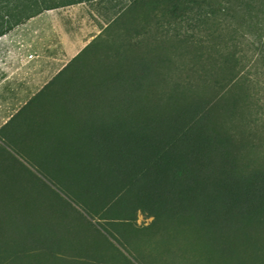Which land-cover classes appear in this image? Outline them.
Wrapping results in <instances>:
<instances>
[{
	"label": "trees",
	"instance_id": "obj_1",
	"mask_svg": "<svg viewBox=\"0 0 264 264\" xmlns=\"http://www.w3.org/2000/svg\"><path fill=\"white\" fill-rule=\"evenodd\" d=\"M18 1L0 0V35L9 30L3 19ZM131 11L137 33L150 22L154 34H172L170 40L207 33L196 44L201 49L202 42L211 43L217 59L206 54L203 63L223 76L211 80V97H201L197 89L208 74L203 66L199 81L181 84L185 96L177 83L167 85L163 71L172 59L156 53L158 40L142 53L148 38L115 48L108 34L93 39L32 100L50 112L44 135L51 150L38 153L48 154L51 165H32L24 157L35 152L0 137V264L11 257L32 264L68 262L69 254L89 257L91 233L123 245L117 235L131 228L137 214L165 228L181 225L201 255L218 259L232 248L239 221L264 212V167L247 157L237 166L234 133L214 120L217 113L242 119L249 110L248 126H263V96L253 101L237 95L247 81L240 78L239 61L221 54L218 39L210 37L211 29L220 32L232 20L264 21V0H135ZM185 39L195 46L194 37ZM238 101L245 103L241 113ZM255 151L251 144L247 155Z\"/></svg>",
	"mask_w": 264,
	"mask_h": 264
},
{
	"label": "rangeland",
	"instance_id": "obj_2",
	"mask_svg": "<svg viewBox=\"0 0 264 264\" xmlns=\"http://www.w3.org/2000/svg\"><path fill=\"white\" fill-rule=\"evenodd\" d=\"M133 1L135 0H93L68 5L69 0H19L15 5L10 6V18L9 20L3 19V23L15 31L17 26L24 23L28 17L41 14L48 9L57 10L54 17L56 18L55 29L66 35L68 49L71 50L67 56L69 62L100 34L110 35L114 48L120 42L135 43L148 38V41L146 40L147 42L145 41L139 50L142 53L149 52L154 41L158 40L156 53L169 56L172 59L170 68L163 71L167 85L171 88L173 84L177 83L181 92L185 96H189V92L186 89L183 90L181 84L187 81V78L194 82L199 81L204 66L208 74L200 81L202 82L203 79L206 81L203 84L205 87H199L197 92L201 97H211L213 92L211 80L221 78L224 73L221 75L217 69L215 72H208L211 67L203 63L206 54L217 59V53L208 49L211 43L202 42L203 48L201 49L196 44L198 43L197 36L201 34L200 36L205 38L204 34L207 33H180L176 34L178 36L176 40H170L172 34H154L153 22L148 24L145 31L137 33L139 22L131 11ZM14 6L15 9L10 10ZM164 26L167 28L166 25ZM177 29L181 32L180 26ZM211 32L210 37H215L220 43L221 54H229L236 58L239 61L238 68L243 72L242 75L240 74V78L247 79L246 82H243L242 89L237 90V95L242 98L246 95L252 96L254 97L253 101L259 100L262 96L264 98V59H262L264 57V21L261 19L260 21L252 20L242 24L240 21L232 20L220 32H216L214 28L211 29ZM187 36L194 37L195 46L193 48L188 45L191 41L185 39ZM181 40L185 42L182 43ZM69 42H71V46ZM255 71H257L256 75ZM253 83L258 85L256 89L252 87ZM263 98L261 104L264 103ZM229 100V97H226L222 101V105H228ZM244 105L245 103L242 101L237 102L238 113L243 111ZM224 115L217 113L214 120L223 131L234 133L231 153L236 158L237 166L247 157L249 160H254L258 167L263 168L264 125L248 126L249 121L253 119L249 110L245 112L242 119L236 116L234 121L223 117ZM251 144L255 145L256 151L254 155H247ZM29 169L35 173L34 168ZM255 214L257 216H248L239 221L233 234L232 248L218 259L201 255L191 244V241L184 239L186 234L181 233V225L165 228L160 223L152 224V218L145 219L140 214H137L136 222L132 224L131 228L123 229L117 235L118 238L120 236L119 239L123 245L109 236L103 239L91 233L93 247L91 249L88 247L87 252L88 255H92L88 257L85 254H69L64 259L73 262L72 264H264V212L257 209ZM100 234L103 235V233ZM187 235L190 236L189 233ZM81 249L86 250L87 248ZM68 262L57 264H71ZM4 264L32 263L28 262V258L11 257Z\"/></svg>",
	"mask_w": 264,
	"mask_h": 264
},
{
	"label": "crops",
	"instance_id": "obj_3",
	"mask_svg": "<svg viewBox=\"0 0 264 264\" xmlns=\"http://www.w3.org/2000/svg\"><path fill=\"white\" fill-rule=\"evenodd\" d=\"M56 11L28 17L15 31L0 35V137L22 152H35L24 157L34 166L51 165L48 154L38 153L51 150V142L44 135L50 131L45 121L50 112L41 110L40 99L32 100L69 63L71 51L65 33L55 29Z\"/></svg>",
	"mask_w": 264,
	"mask_h": 264
}]
</instances>
